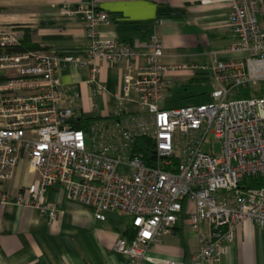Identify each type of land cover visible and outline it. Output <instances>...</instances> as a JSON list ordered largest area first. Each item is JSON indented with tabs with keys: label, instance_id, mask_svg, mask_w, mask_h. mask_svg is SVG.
<instances>
[{
	"label": "built area",
	"instance_id": "1",
	"mask_svg": "<svg viewBox=\"0 0 264 264\" xmlns=\"http://www.w3.org/2000/svg\"><path fill=\"white\" fill-rule=\"evenodd\" d=\"M228 3L234 41L207 67L162 62L163 43L154 30L147 38L146 63L127 68L121 90L113 94L112 120L95 118L84 127L77 90L64 87L58 72L65 66L89 70L93 93L98 61L135 60L132 45L102 38L98 26L108 12L79 4L89 43L85 58L42 50L0 51V204L36 207L49 219L61 213L46 199L58 186L67 200L92 210L126 214L135 229L130 241L118 238L114 248L130 264H145L151 245L171 234L184 209L199 246L191 261L218 264L245 222L264 228V30L259 0ZM155 20L154 24H157ZM22 31L0 29V47L20 44ZM207 72L211 102L166 105L169 72ZM95 84V86H94ZM256 86L251 97L228 99L235 87ZM133 103L137 112H130ZM146 140L143 157L138 140ZM218 145V151L215 145ZM25 158L35 178L11 196L3 183L12 179ZM122 166L125 173L117 168ZM251 179L244 183V179ZM259 182V184H256ZM205 227V229H204Z\"/></svg>",
	"mask_w": 264,
	"mask_h": 264
},
{
	"label": "crops",
	"instance_id": "2",
	"mask_svg": "<svg viewBox=\"0 0 264 264\" xmlns=\"http://www.w3.org/2000/svg\"><path fill=\"white\" fill-rule=\"evenodd\" d=\"M92 2L110 18L108 24L98 26L100 36L132 45L137 58L116 63L98 61L95 84L103 87L100 94H94L88 83L89 70L68 65L58 72L62 85L79 93V109L85 118L113 119V94L121 90L127 68L146 63L147 38L154 30L163 43L165 64L201 68L214 59L235 57L226 51L234 41L228 3L217 0H0V29L14 26L22 36L27 32L30 42L38 47L35 50L84 59L89 37L82 16L75 10L79 4ZM259 5L262 9L264 0H259ZM201 73L205 72L167 73L170 85L166 98L178 86L187 91L204 84L198 75ZM166 105L178 106L170 101ZM127 109L137 112L133 103L127 104ZM35 176L23 158L12 179L3 183V190L15 196ZM46 199L56 201L61 210L53 219L33 206L0 204V264L131 263L114 248L118 238L127 240L129 216L106 211L105 219L97 220L91 208L67 200L56 185L48 189ZM198 246L197 233L182 212L171 234L151 245L145 264H214L191 261ZM218 264H264V228L245 222Z\"/></svg>",
	"mask_w": 264,
	"mask_h": 264
},
{
	"label": "rangeland",
	"instance_id": "3",
	"mask_svg": "<svg viewBox=\"0 0 264 264\" xmlns=\"http://www.w3.org/2000/svg\"><path fill=\"white\" fill-rule=\"evenodd\" d=\"M258 23L259 26L264 29V7L261 9L258 13ZM256 86L251 85L250 87H235L231 90L228 99H239L242 97H251L253 96L252 92L254 91ZM213 86L210 84H202L199 87H193L190 89H187V91H183L182 86H178L177 88H174L171 90V94L169 95V98L167 97L166 102L169 101L173 103L174 105L179 104H197V103H207L211 102L212 98L210 96V93L212 91ZM169 91V90H168ZM170 105V104H169ZM215 149L218 151V145H215ZM117 171L120 173H125L126 169L122 166H119L117 168ZM186 213V209L183 210V214ZM186 215V214H185Z\"/></svg>",
	"mask_w": 264,
	"mask_h": 264
},
{
	"label": "trees",
	"instance_id": "4",
	"mask_svg": "<svg viewBox=\"0 0 264 264\" xmlns=\"http://www.w3.org/2000/svg\"><path fill=\"white\" fill-rule=\"evenodd\" d=\"M35 49H38V47L31 43L30 42V36L27 32H24L23 36H22V39L20 41V44L17 46V47H14V48H10V47H6V48H1L0 47V51H7V52H20V51H29V50H35ZM198 75H201L200 76V80H204V84L208 83L210 84V76L207 72L205 73H201V74H198ZM5 80V76L1 75L0 74V82L4 81ZM168 107H171V106H168ZM174 107V106H172ZM95 118H98V117H94V118H82L80 121H79V124H81V126H85L87 123L91 122L92 120H94ZM146 146H147V143H146V140L145 139H142L140 138L137 142V147L140 148L141 150H143L144 154H143V157L145 158V160L147 162L150 161V157H149V154H147L145 152L146 150ZM250 180L251 179H244L243 182L244 183H250ZM256 184H259V182H257ZM134 232H135V229L133 228L131 222H129L128 226H127V229H126V239L128 241H130L134 235Z\"/></svg>",
	"mask_w": 264,
	"mask_h": 264
}]
</instances>
